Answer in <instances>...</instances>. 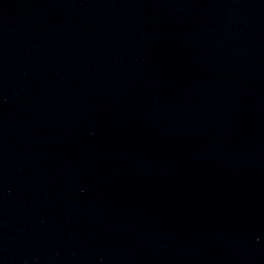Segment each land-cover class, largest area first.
Here are the masks:
<instances>
[{"label":"water","instance_id":"95a60500","mask_svg":"<svg viewBox=\"0 0 264 264\" xmlns=\"http://www.w3.org/2000/svg\"><path fill=\"white\" fill-rule=\"evenodd\" d=\"M0 264H264V0H0Z\"/></svg>","mask_w":264,"mask_h":264}]
</instances>
